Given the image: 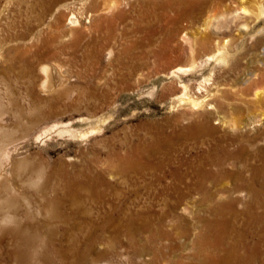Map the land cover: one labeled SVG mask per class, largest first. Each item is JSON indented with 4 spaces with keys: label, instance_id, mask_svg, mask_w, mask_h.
<instances>
[{
    "label": "rangeland",
    "instance_id": "rangeland-1",
    "mask_svg": "<svg viewBox=\"0 0 264 264\" xmlns=\"http://www.w3.org/2000/svg\"><path fill=\"white\" fill-rule=\"evenodd\" d=\"M104 5V0H0V113L4 111L0 127L13 135L8 147L10 158L0 166V185L11 186L8 194L18 198L20 212L25 213L29 203L31 213L39 220L44 215L39 217L37 211L45 201L30 187L31 183L64 185L71 179L103 180L115 187L110 195H120V200H115L116 208L134 210L135 203L148 195L145 189L138 190L140 185L151 187L150 192L156 194L159 182H176L175 172L182 177L179 180L185 184L183 188L187 184L192 187L200 179L198 172H216L218 168L211 167L209 161L215 156V148L224 142L230 151L250 150L246 159L257 154L251 146L253 139L258 141L254 144L264 147V124L243 130L230 126L234 118L246 120L258 111L264 112V102L260 106L246 104L256 91H264V78L251 83L248 96L237 89L249 58L263 55L264 19L245 18L235 7L225 17L216 9L218 20L206 30L207 11L178 23L167 0H118L107 11ZM186 28L192 33L189 43L182 40L181 29ZM195 30L200 36L194 37ZM224 45L228 59L223 62L211 58L217 56L218 46ZM45 66L49 68L50 88L43 86L41 70ZM261 73L264 75V69ZM184 85L196 99L217 85L223 87L224 95L208 106L187 110L176 99ZM220 102L224 103L221 113L216 108ZM220 116L226 118L227 125L219 120ZM209 129L215 131L209 134ZM234 139L233 145L227 142ZM15 162L24 163L29 170L14 173ZM237 166L227 168L232 171ZM223 184L216 187L208 181L207 188L215 191L235 186L233 180L225 179ZM56 193L63 192L51 191L49 195L54 197ZM191 195L194 199L189 196L193 200L189 198L185 204L194 205L192 201L199 198L194 192ZM234 196L246 199L245 194ZM69 200L60 212L71 218V226L83 219L82 226L80 232L73 229L67 235L69 228H58L59 239L65 244L76 239L81 245L95 231L92 224H101L105 210H109L93 201L76 204ZM237 208L242 210L244 204ZM254 213L264 215L261 210ZM201 216L213 219L205 211ZM187 219V225H192L193 221ZM226 220L231 231L249 233L264 228V219L253 223L240 213H228ZM200 230L194 243L188 241L189 252L176 248L178 242L173 245L170 264H216L214 233H207L209 240L204 243L197 238ZM161 255L157 254L154 264H161ZM136 262L142 263L140 259Z\"/></svg>",
    "mask_w": 264,
    "mask_h": 264
},
{
    "label": "bare ground",
    "instance_id": "bare-ground-1",
    "mask_svg": "<svg viewBox=\"0 0 264 264\" xmlns=\"http://www.w3.org/2000/svg\"><path fill=\"white\" fill-rule=\"evenodd\" d=\"M81 1L87 2L88 0ZM104 1L106 11L108 9H112L118 3V0ZM167 2L171 5V10L176 12L178 23L180 21L193 20L198 12L207 11L208 16L205 17L204 23L206 30H208L210 26H213V24L218 20L219 15L215 12L216 9L221 10V12H223V16L225 17L230 16L233 12L231 9L235 7L238 9L236 12L240 11L245 18L247 17L250 20L254 19L255 21L264 19V0H167ZM194 32H196L193 33L194 37L200 36L201 34L198 30H195ZM181 33L182 40L189 43L191 40L190 34L192 33H190L188 28L181 29ZM205 35L207 36V32ZM204 38L205 37H201L202 40ZM257 45L258 43H256L253 47H256ZM216 54V57L211 56V58L225 62L228 59L229 54L227 46H218ZM261 56L262 58L264 57V52L263 55L262 53L259 55L257 54V56L253 55L247 61V67L239 83L241 86L238 88L236 87L238 91L243 93V95H249V88L252 86L251 83L254 80L257 79L258 81V78H264L263 73H261L262 69H264V62ZM238 62H236V64H238ZM257 65H262V68H257ZM46 66L41 70L42 75H44L43 86L50 88L51 80L49 68ZM180 70L183 69L180 68ZM55 76L57 78V74ZM57 83L59 84V82ZM57 83L55 82V84ZM55 88L56 87L54 86V89ZM55 90L58 91V89ZM223 93V87L221 88L217 85L209 88L208 90L206 89V94L196 99L191 97L192 95L189 94L188 86L184 85L180 93L176 95V99L187 110L195 111L210 105V101L216 100L219 96L224 95ZM223 98L224 96H222V99ZM263 102V90L256 91L252 100H246L247 105L252 104L255 106H260ZM218 106L219 107L216 108L219 109V113L223 112L224 103L220 102ZM0 114L3 115L4 111ZM218 118L222 121L223 125L228 124L226 118L221 116ZM263 124L264 112L261 111H258L257 114L252 115L246 120L234 118L232 119V124L230 122V126L233 129L238 130H243L247 126H261ZM209 130V134L215 131L214 129ZM235 140L237 139L227 142L233 145L236 143ZM256 142H258L256 138L253 139V144H251V146L253 147V150L256 149L257 154H253L250 159H246V156H248L247 153H250V150L248 149L239 148L235 151H230L226 142L218 145L219 147L214 150L215 156L209 161L210 166L213 168L217 167L218 170L216 172L212 171V169L211 171L198 172L197 177H200V179L195 181L193 185L191 183L192 187L187 184L183 188V185L185 184L179 180H182V177L179 176V173L177 175L176 172L173 174L176 182L171 185H165L163 184V181H161V183L163 182L162 184L159 182V190L155 189L156 194L150 192L152 188H148L147 185H137L138 190L145 189L148 192V195L146 198H143L140 195L137 196L136 192L135 197L137 196L139 199L143 198L144 201L135 203L134 210H130L128 208L126 211L116 208L115 200L120 195H110V191L114 190L115 187L103 180L82 181L71 179L65 182L64 185H60V183L53 184L51 182H45L42 185L31 183L29 184L30 187H32L35 190V193L38 196H41L45 201L42 205L40 203V211H37L38 216L44 215V219L39 220L37 215L31 213V205L29 203L26 205L25 209L27 210L25 213L19 211L18 198L10 196L8 192L12 190L10 188L11 186L9 187L7 184L3 183L0 185V264H136L138 259L142 261L141 264H154L156 256L159 253L162 254L161 264H170L169 260L171 258L169 254L173 245H176L178 242L176 248H178L181 252H189V244L194 243V237L200 229V235L197 236V238L198 240L200 239L199 241L204 243L209 240V235L207 233H214V237L212 238L215 240L214 242L217 245L215 249L216 253L214 263L264 264V228H255L254 230H250L249 233H245L246 231H231L227 227L228 223L226 220L228 213H234L236 215L240 213L250 218L253 223H259L262 219H264V215H260V213L259 215H255L254 213L256 210H261L262 213H264V147H260L259 144H254ZM12 143V133L9 130L0 127V166L4 163V160H9L10 156L8 153V147ZM162 153H164V151ZM205 160L207 159L205 158ZM235 164L239 165L237 166V169L234 167L235 170L231 171L227 168V166H234ZM140 166L142 165L140 164ZM28 170L29 167H27L24 163L15 162L14 173H25V171L27 172ZM144 171H146V169ZM247 173H250V175L247 176ZM201 174L202 176H200ZM156 176L158 177V175ZM225 179L233 180L235 186L232 188H228L227 186L226 188H217L215 191H211L207 188L208 181L218 187L223 184ZM51 191H62L63 193L61 195L56 193V195L52 197L49 195V192ZM192 192L198 194L199 198L192 201L194 205L189 204V206L188 204H185V201H188V199L191 198L189 196H192ZM238 193L245 194L246 199H241L238 196L235 197L234 195ZM158 197H161L160 199L162 204L160 205L157 202ZM67 199H70L69 202L74 201L76 204H80L81 202L85 204L86 202L84 201L86 200L93 201L94 203H97L98 206L109 210H105L106 216L101 224H96L97 226L92 224V230L94 229L95 231H91V233H89V237L84 243H82L83 245H78L76 239L68 244H65L63 240L59 239L60 233L58 228L63 227L66 230L69 228L66 234H64L67 235L69 232H72L73 229H79L78 232H80V227L82 226L83 219L81 220V223L79 221V224L75 223L71 226L69 222V219L71 218L60 212V210L63 209L62 206L66 204L65 201ZM24 204H26V202ZM240 204H244V208L239 211L237 210V206ZM180 210L187 217H184L179 212ZM204 211L213 217V219L202 218L201 212ZM187 218L193 221L192 225H187ZM198 245L200 244L198 243ZM82 246L85 247L82 248ZM201 254L202 252L200 251V255ZM178 257L182 258V256Z\"/></svg>",
    "mask_w": 264,
    "mask_h": 264
}]
</instances>
